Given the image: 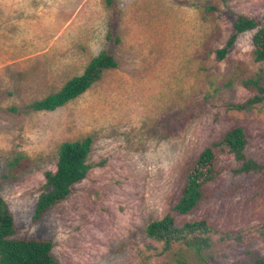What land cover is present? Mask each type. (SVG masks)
Wrapping results in <instances>:
<instances>
[{
  "label": "rangeland",
  "instance_id": "1",
  "mask_svg": "<svg viewBox=\"0 0 264 264\" xmlns=\"http://www.w3.org/2000/svg\"><path fill=\"white\" fill-rule=\"evenodd\" d=\"M239 16L264 25V0H114L113 9L106 0H0V194L14 237L51 241L61 264H253L263 257L264 172L236 175L237 163L223 154V172L205 198L177 218L208 220L217 232L213 251L159 255L146 234L178 202L199 155L230 129L242 127L248 156L264 163V103L251 112L228 109L255 94L245 81L264 86L255 32L241 34L217 60ZM102 51L117 69L64 107L26 111ZM88 136L92 170L35 221L61 145Z\"/></svg>",
  "mask_w": 264,
  "mask_h": 264
},
{
  "label": "trees",
  "instance_id": "2",
  "mask_svg": "<svg viewBox=\"0 0 264 264\" xmlns=\"http://www.w3.org/2000/svg\"><path fill=\"white\" fill-rule=\"evenodd\" d=\"M106 5L113 9L114 0H106ZM234 30L227 44L217 50V60L223 61L227 58L241 34L254 31L252 44L255 59L257 62H264V25L256 18L239 16ZM116 41L119 42L118 39ZM118 66L117 60L110 52L102 51L91 60L82 75L68 80L58 92L30 103L26 111L52 112L64 107L99 82L106 71L117 69ZM244 86L255 89V94L242 103L229 104V110L251 112L264 103V86L260 79H249L244 82ZM11 110L18 111L17 108ZM93 143V138L88 136L61 145L56 170L45 174L46 190L36 203L35 221L42 220L49 211L68 200L76 185L86 179L93 168L88 162ZM248 146L249 140L245 130L242 127H234L199 155L187 171L186 182L178 202L162 219L153 220L146 227L147 236L159 244V255L178 252V247L193 252L199 258L213 251L217 232L208 220H190L178 224L177 218L190 215L205 198L206 186L220 177L223 172L218 165L220 154L231 156L235 160L237 168L233 173L236 175L264 172V163L248 156ZM15 234L14 216L9 204L0 194V264H61L53 255L51 241L16 239ZM253 264H264V256L256 259Z\"/></svg>",
  "mask_w": 264,
  "mask_h": 264
}]
</instances>
